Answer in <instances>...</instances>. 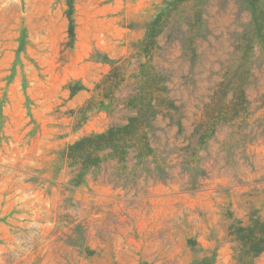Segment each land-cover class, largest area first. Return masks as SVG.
Segmentation results:
<instances>
[{
    "label": "rangeland",
    "instance_id": "1",
    "mask_svg": "<svg viewBox=\"0 0 264 264\" xmlns=\"http://www.w3.org/2000/svg\"><path fill=\"white\" fill-rule=\"evenodd\" d=\"M249 1L0 0V264H264Z\"/></svg>",
    "mask_w": 264,
    "mask_h": 264
},
{
    "label": "trees",
    "instance_id": "2",
    "mask_svg": "<svg viewBox=\"0 0 264 264\" xmlns=\"http://www.w3.org/2000/svg\"><path fill=\"white\" fill-rule=\"evenodd\" d=\"M254 1H257V0H250L249 1L253 5V7H252V13H251L252 16H251V21L250 22H254L253 23V26H254V28H258V30H260L262 27L264 29V21L262 20L261 10H258V8H255L256 5H254ZM248 42H250V40L247 41L246 47H248V44H249ZM239 78H240V75H238V77L236 79H232L231 80V82L233 84L231 88L234 90V95H233V97H232V99L230 100L229 103L231 105H233V106L234 105H238V102L237 101L242 96V91H243V89H242V81ZM229 105H227V106H229ZM141 114H143V113H141V109L139 108L138 109V112L136 113V115L135 116H132L130 118V123L124 125L122 128L123 129L127 128L126 130L131 129V126H132L131 124H133V122H138V125H141L142 124L141 122L144 119L139 120V118H144L145 117V115H142L141 116ZM138 125L133 130H138L139 129V126ZM114 131H115V129L112 128L106 134L97 136L95 138H105L108 135H111ZM213 131L211 133H213ZM82 141L83 140H80L78 143H76V146L78 144H80ZM260 242H262V245L261 246H258ZM263 250H264V235L263 236H260L258 238L252 236L251 238H249L248 245L247 244L245 245L243 253H244V255H246V254H250V252H251V257H256ZM238 264H241V261Z\"/></svg>",
    "mask_w": 264,
    "mask_h": 264
}]
</instances>
